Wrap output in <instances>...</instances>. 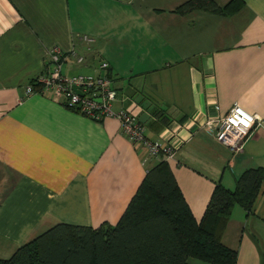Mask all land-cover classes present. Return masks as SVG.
I'll use <instances>...</instances> for the list:
<instances>
[{
    "label": "crops",
    "instance_id": "crops-1",
    "mask_svg": "<svg viewBox=\"0 0 264 264\" xmlns=\"http://www.w3.org/2000/svg\"><path fill=\"white\" fill-rule=\"evenodd\" d=\"M185 1L0 0V259L56 224L115 225L160 159L196 222L215 183L232 190L244 170L264 168V0H241L230 16L175 13ZM53 47L66 76L105 63L113 111L161 146L172 128L170 156H149L115 119L96 123L50 92L25 97ZM232 105L259 118L238 152L204 129ZM220 243L235 264H264V177L250 213L232 207Z\"/></svg>",
    "mask_w": 264,
    "mask_h": 264
},
{
    "label": "trees",
    "instance_id": "trees-1",
    "mask_svg": "<svg viewBox=\"0 0 264 264\" xmlns=\"http://www.w3.org/2000/svg\"><path fill=\"white\" fill-rule=\"evenodd\" d=\"M242 6L241 0H229L222 7L212 0H187L175 13L201 10L230 16ZM33 82L27 85L38 92ZM263 177L264 168L255 167L244 170L232 190L215 183L196 222L166 161L160 159L146 171L115 225L56 224L18 247L9 258L0 259V264H188L189 259L235 264L234 251L220 243V235L233 206L252 211Z\"/></svg>",
    "mask_w": 264,
    "mask_h": 264
},
{
    "label": "built area",
    "instance_id": "built-area-1",
    "mask_svg": "<svg viewBox=\"0 0 264 264\" xmlns=\"http://www.w3.org/2000/svg\"><path fill=\"white\" fill-rule=\"evenodd\" d=\"M84 42H89L83 39ZM65 55L57 48H51L46 53L47 69L44 75L34 79L38 84V92H34L30 85L24 87V96L50 92L55 97L63 99L66 109L80 114L92 121L99 123L103 119H115L121 133L131 143L141 145L149 156H157L160 152L166 157L174 149L176 134L172 128L168 129L166 145L160 142H151L144 137V127L137 117L122 110L113 111L112 105L116 100V92L111 87L107 74V65L100 63L95 75L66 76L61 73V63ZM81 58H77V63ZM78 90L75 93L72 88ZM259 125V118L250 115L236 105H232L226 115L217 120L204 123V129L212 132L213 137L220 145L231 152L240 151L242 144L248 137L253 126Z\"/></svg>",
    "mask_w": 264,
    "mask_h": 264
},
{
    "label": "water",
    "instance_id": "water-1",
    "mask_svg": "<svg viewBox=\"0 0 264 264\" xmlns=\"http://www.w3.org/2000/svg\"><path fill=\"white\" fill-rule=\"evenodd\" d=\"M72 90H73L75 93L80 94V93L78 92V90H76L74 87L72 88Z\"/></svg>",
    "mask_w": 264,
    "mask_h": 264
},
{
    "label": "bare ground",
    "instance_id": "bare-ground-1",
    "mask_svg": "<svg viewBox=\"0 0 264 264\" xmlns=\"http://www.w3.org/2000/svg\"><path fill=\"white\" fill-rule=\"evenodd\" d=\"M54 48H56V47H54ZM58 49V48H57ZM60 51V50H59ZM61 52V51H60Z\"/></svg>",
    "mask_w": 264,
    "mask_h": 264
}]
</instances>
